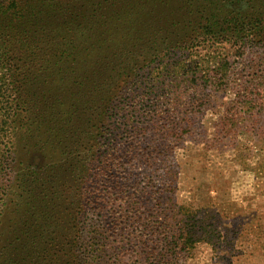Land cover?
Instances as JSON below:
<instances>
[{"label":"rangeland","instance_id":"rangeland-1","mask_svg":"<svg viewBox=\"0 0 264 264\" xmlns=\"http://www.w3.org/2000/svg\"><path fill=\"white\" fill-rule=\"evenodd\" d=\"M258 4L77 0L74 15L86 21L66 33L67 47L49 37L37 45L52 61L33 71L54 87L45 105L51 129L25 150L13 124L0 132V248L28 229L14 244H32L46 264H71L90 162L94 264H264V40L249 31L226 40L232 23L222 20L260 16ZM181 33L190 50L151 60ZM23 160L48 180L32 183L35 193L47 187L33 214L16 179Z\"/></svg>","mask_w":264,"mask_h":264},{"label":"trees","instance_id":"trees-1","mask_svg":"<svg viewBox=\"0 0 264 264\" xmlns=\"http://www.w3.org/2000/svg\"><path fill=\"white\" fill-rule=\"evenodd\" d=\"M76 1L77 0H0V132L6 129V126L9 128L10 125L13 124L11 127L13 135L18 132L19 142L23 150L28 146L27 139H34L35 135L39 136L43 134L44 129L46 131L51 129L47 128L48 122L45 120V105L50 99L54 87L51 84H47L48 80L42 79L43 77L39 73H33V71L35 70V66H39L40 69L45 68V65L42 63L43 58L45 59V63L52 61L46 59L49 53H44L42 48L37 45L44 41L48 42V40L42 37H49L52 47L55 44L57 45L58 38L63 40L64 45L67 47L69 37H66V33L68 32L69 34V31L73 30L74 34H78V32H80L78 28L84 27L82 23L86 21V19L84 21V18H78V16L74 15L73 9L77 6L75 5ZM216 1L221 3L224 0ZM248 1H253L254 5L259 2V8L264 9V0ZM231 14L232 13H229L230 18L226 16L222 18V20L232 23V30L230 29V31L226 33V40H230V36H233L235 39H242L241 36H245L244 33H247V31L254 37L264 40V11L260 10L259 14H262L260 16L251 13L245 14L239 11ZM209 18H213L212 15H210ZM215 20L218 21V19ZM74 27L78 28L74 29ZM185 35L186 33H181L179 36L177 35L178 38L173 43H169L164 48L155 51L151 55V60H155L158 57L162 58L168 53L177 50H190V45H186L185 43ZM59 47L60 45L57 47L55 46L56 49ZM64 50L65 52L62 51V53L55 50V54H59L57 59L63 60L65 57H69L72 54L70 50L68 51L66 48ZM63 52L64 54L66 53L65 57H61L63 56ZM131 64L132 63L127 66L126 71L122 70L123 75L121 81L125 80L126 72L130 71ZM99 65L102 67V64H97L96 67ZM24 66L27 67L24 68ZM70 66L72 67L70 72H74L76 64L73 60H71ZM40 82H42V86L39 84ZM74 95L75 93L73 92L68 94L69 102L74 100ZM61 101L62 102H59V98L55 99V102H59V107L65 103L63 100ZM110 102L111 98L108 99L106 105L102 107V119L106 117ZM59 114L62 117L61 120H67L69 118L67 114L65 115L61 112ZM102 127L103 126L99 127L95 134V141L99 134L104 132L103 129H101ZM99 141L100 140L94 143V147ZM51 144L52 143H49L47 147ZM95 154H98V149L96 153L93 152L91 156ZM3 160L5 161L4 156L0 154V164L4 163ZM89 163L90 162H88L87 165ZM87 165L83 167L80 183L82 186L80 201L83 199L81 210L77 212V215L73 216L71 225L77 232L73 241L75 244L76 241L79 242L77 246L74 245L75 251L72 255L74 260L71 264H94L97 259L95 251H99L98 246L100 245L97 240L95 242L90 241L96 239L92 237V234L96 233V229L91 227L90 222H87L89 214L91 215L90 210H85V206H87L86 201L91 193L86 185V177L89 171ZM29 166L30 165L25 163L24 160L20 161L17 168L16 179L20 187L23 188L22 191L27 194L25 204L33 207V211L31 212L33 214L36 211L35 206L38 202L37 199L41 198L42 192L45 191L47 187H41L44 189L35 193V188L32 183L37 182L41 184V186H44V183H48V180L46 179L44 181L42 173L40 172V174H38L33 172V170L29 169ZM104 197H107L106 193ZM17 219H19L18 222L23 221L21 215ZM34 223L35 222H33V224ZM24 224H26V222H24ZM33 224H31V227ZM89 228H92V230ZM20 232V235H16L13 240L8 241L7 239L4 246L0 248V264H46V260L48 259L49 261V258H47L48 255L43 254L40 258L34 251L32 244H14L21 235L28 232V229ZM49 250L50 249H47V251ZM66 253L67 250L65 255H67ZM68 263L70 264V262Z\"/></svg>","mask_w":264,"mask_h":264}]
</instances>
